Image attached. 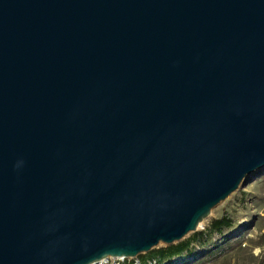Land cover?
<instances>
[{
    "label": "water",
    "instance_id": "obj_1",
    "mask_svg": "<svg viewBox=\"0 0 264 264\" xmlns=\"http://www.w3.org/2000/svg\"><path fill=\"white\" fill-rule=\"evenodd\" d=\"M264 167V0H0V264L136 258Z\"/></svg>",
    "mask_w": 264,
    "mask_h": 264
},
{
    "label": "rangeland",
    "instance_id": "obj_2",
    "mask_svg": "<svg viewBox=\"0 0 264 264\" xmlns=\"http://www.w3.org/2000/svg\"><path fill=\"white\" fill-rule=\"evenodd\" d=\"M224 215L233 218V226L223 234L204 236L184 254L159 264H264V167L249 175L238 190L214 207L204 220V227L196 232H205L214 219ZM163 246L167 245L157 248ZM137 260L140 255L128 259L127 264H136Z\"/></svg>",
    "mask_w": 264,
    "mask_h": 264
},
{
    "label": "trees",
    "instance_id": "obj_3",
    "mask_svg": "<svg viewBox=\"0 0 264 264\" xmlns=\"http://www.w3.org/2000/svg\"><path fill=\"white\" fill-rule=\"evenodd\" d=\"M233 226V218L224 215L214 219L205 232H196L193 236L186 238L176 244L154 248L146 254H140V261L147 263L149 260L157 259L159 263L165 260H171L174 257L184 254L190 249L193 243L199 241L202 237H210L215 233L223 234L224 230Z\"/></svg>",
    "mask_w": 264,
    "mask_h": 264
},
{
    "label": "built area",
    "instance_id": "obj_4",
    "mask_svg": "<svg viewBox=\"0 0 264 264\" xmlns=\"http://www.w3.org/2000/svg\"><path fill=\"white\" fill-rule=\"evenodd\" d=\"M131 258H125V257H110L108 263L106 264H127V260ZM148 264H159L157 259H152L147 262ZM136 264H146L142 263L141 261L137 260Z\"/></svg>",
    "mask_w": 264,
    "mask_h": 264
},
{
    "label": "bare ground",
    "instance_id": "obj_5",
    "mask_svg": "<svg viewBox=\"0 0 264 264\" xmlns=\"http://www.w3.org/2000/svg\"><path fill=\"white\" fill-rule=\"evenodd\" d=\"M204 225H205V224H204V221H203V222H201V224L199 225V228L204 227ZM109 259H110V257L105 258V259H103V260H100V261H98V262H96V263H93V264H106V263H108Z\"/></svg>",
    "mask_w": 264,
    "mask_h": 264
}]
</instances>
